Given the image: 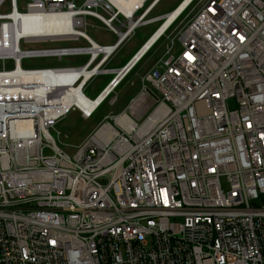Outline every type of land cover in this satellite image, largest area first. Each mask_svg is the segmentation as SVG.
<instances>
[{"label":"built area","instance_id":"built-area-1","mask_svg":"<svg viewBox=\"0 0 264 264\" xmlns=\"http://www.w3.org/2000/svg\"><path fill=\"white\" fill-rule=\"evenodd\" d=\"M6 1L2 48L8 27L35 9L69 14L62 25L75 20L76 30L69 39L25 35L19 45L89 44L0 54V75H26L17 74L20 93L0 91V264H264V0H190L151 45L172 40L143 74L140 98L108 115L73 156L52 129L73 110L91 118L122 79L95 100L88 81L111 71L102 66L140 27L161 22L151 40L186 0L157 16L161 0H28L24 10L9 0L4 10ZM87 15L117 41L95 45L80 29ZM78 55L89 58L22 66ZM69 77L75 101L44 91ZM84 93L100 99L90 111L78 105Z\"/></svg>","mask_w":264,"mask_h":264},{"label":"rangeland","instance_id":"rangeland-1","mask_svg":"<svg viewBox=\"0 0 264 264\" xmlns=\"http://www.w3.org/2000/svg\"><path fill=\"white\" fill-rule=\"evenodd\" d=\"M27 1L28 0H19V7L21 10L25 9V5ZM182 1L183 0H161L159 4L152 11L151 16L166 14L174 10ZM9 9H10V4H9V0H7L4 5V10H9ZM193 13L194 11L192 10L191 15H193ZM160 24L161 22H157L154 24L142 26L140 27V34L145 33L146 35H151L160 26ZM84 27L80 29L83 30ZM103 32L105 34H109L108 31H103ZM128 41L129 40H127L123 44L127 43ZM73 42H68V43L67 42H36V43L23 42L22 47L23 49L50 48V47L61 48L64 46H71L73 45L72 44ZM168 44H172V40H166V38L164 37L160 41L157 42L155 48H158V49L160 48L161 52L159 54H162L168 49ZM177 49H179V44H177L176 50ZM118 50L116 52H118ZM119 52H120L119 57L124 56V53H123L124 51L120 50ZM175 54H177V52H175ZM67 59L68 58L66 57L64 60L67 61ZM6 63L9 69L14 67L13 60H7ZM62 65H63V61H60L55 57L29 58V59H25L22 63V66L25 68H47V67H59ZM104 66L105 64L102 66V68H104L105 70H111L112 72V69H107ZM0 68H3L1 61H0ZM118 73L119 72H117L114 78L117 77ZM99 77L100 76H96L95 80L94 78H92L87 83V85L92 84L91 87H89L88 89L86 88V93L91 98L95 97L103 87V83L100 82L101 79ZM93 80H94V83H92ZM118 87L108 97V99L98 108V110L95 112V114L91 118L87 119L81 114L80 111L73 110L66 117H64L62 120L58 122L56 126L57 130L52 129V133L54 134V136H57V131H60L62 133L61 137L58 138L59 145L65 150H67L72 156L75 154L77 147L83 143V141L89 136L91 132H93L97 127L100 126L101 122H103L108 115L112 113L119 114L127 110L133 99L140 98V95H138L132 99V96H130L129 94H125V92H122L121 90L122 86H120L119 88ZM117 96H118V100L114 102ZM67 144H70L72 146H67Z\"/></svg>","mask_w":264,"mask_h":264},{"label":"bare ground","instance_id":"bare-ground-1","mask_svg":"<svg viewBox=\"0 0 264 264\" xmlns=\"http://www.w3.org/2000/svg\"><path fill=\"white\" fill-rule=\"evenodd\" d=\"M138 1H140V3L143 0H131L128 1L127 4L129 6L134 5L135 3H137ZM190 0H186L184 4H182V6L175 12H173L172 14H170V18L169 21L164 25V27L151 39V43H149L150 46L151 44L154 43V41H156V39L159 37V35L161 34V32L168 26V24L171 22L172 19H174L176 17V15L181 12V10L188 4ZM125 2V0H116V3L119 5H122L121 3ZM18 11H16V13H14L12 16L13 18L17 19L18 17ZM67 17H69V14H65V15H59V14H54V13H45V12H41L38 9H35L33 12H31L30 14H24L23 16H21V21L18 23H16V26H9L8 27V43L6 44L5 47H1L0 46V54H4L6 52H8V50L11 51V54L15 55H19L20 54V50L21 48L23 49V47L21 45H19L18 39H20L22 36H33L35 37L37 36H44L47 37V35H52L54 33H61L63 34V36L66 35L65 39L68 38L73 35V30H76V24L77 22L74 20V25L73 27H71L68 23L69 26L62 25V22H67ZM68 28V29H67ZM79 32V31H78ZM80 33V32H79ZM98 51H95V56L97 55ZM21 64V62H20ZM88 76L90 75L89 71L85 72ZM17 74H23L26 78V75L24 73H13L10 75H0L2 77H0V91L4 92V91H10L13 94H18L21 91V87L19 85V82L24 81L25 79L22 76H18ZM37 73H33V76H37ZM30 75H27V77H29ZM51 75H46V77H42V79L44 80H48ZM13 80V81H12ZM74 79L73 78H60L57 79L56 81L52 80L50 81L49 85H47V87L44 89V91H53L54 95H63L64 97H67V99L65 100L66 103H71L72 100H76V97L79 93V91L74 90L73 89V84ZM72 88V90L70 89ZM51 95V92H49ZM108 94V92H105V94ZM7 94V93H6ZM103 95V96H104ZM80 99V98H79ZM78 99V100H79ZM82 100L78 102V105L83 108L86 109L87 111H90L91 109L94 108V106L100 101H91L88 100V96L84 93V95H82Z\"/></svg>","mask_w":264,"mask_h":264},{"label":"crops","instance_id":"crops-1","mask_svg":"<svg viewBox=\"0 0 264 264\" xmlns=\"http://www.w3.org/2000/svg\"><path fill=\"white\" fill-rule=\"evenodd\" d=\"M85 22L86 24L83 30L96 44L112 45L117 41V35L110 29L106 28L104 23L98 18L87 15L85 17ZM103 31H108L109 34H105ZM152 34H140L139 28L137 33L127 43L123 44L114 56L107 60L104 67L107 69H112V72L110 71L109 73L98 75L101 79L100 82L103 83V87L100 92L103 91L107 87V85L114 79L117 72L122 70L146 45ZM72 44L85 46L89 44V42L87 41V39L82 38L78 41H74ZM155 47L156 45L152 46L148 51H146L145 54L134 64L131 70L122 78L119 87L122 86V92H125V94H129L130 96H132V99L140 95L141 91L143 90V84L141 80L143 74L152 66L155 61L158 60V58H161L163 56L162 54H164H159L161 52V49ZM120 50L124 51V56L119 57ZM67 58V61L63 60L62 66L83 65L87 62L89 55L69 56ZM95 79L96 78H94V80ZM94 80L92 83H94ZM91 85L92 84L88 85L87 89L91 87ZM100 92L92 98H96L100 94Z\"/></svg>","mask_w":264,"mask_h":264},{"label":"water","instance_id":"water-1","mask_svg":"<svg viewBox=\"0 0 264 264\" xmlns=\"http://www.w3.org/2000/svg\"><path fill=\"white\" fill-rule=\"evenodd\" d=\"M149 43H151V40H149L146 45L137 53V55L130 61V63L122 70L119 71L117 77L115 80L119 81L123 78V76L127 73V71L138 61L139 58H141L144 53L151 47L150 46H147L149 45ZM95 45H97L95 42H94ZM149 92L152 93L157 99H159L158 95L156 93H154L151 88H148Z\"/></svg>","mask_w":264,"mask_h":264}]
</instances>
